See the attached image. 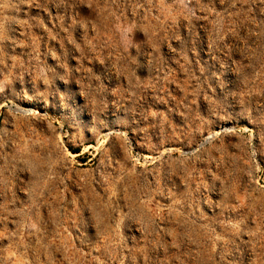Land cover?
<instances>
[{
  "label": "rangeland",
  "instance_id": "obj_1",
  "mask_svg": "<svg viewBox=\"0 0 264 264\" xmlns=\"http://www.w3.org/2000/svg\"><path fill=\"white\" fill-rule=\"evenodd\" d=\"M0 264H264V0H0Z\"/></svg>",
  "mask_w": 264,
  "mask_h": 264
}]
</instances>
